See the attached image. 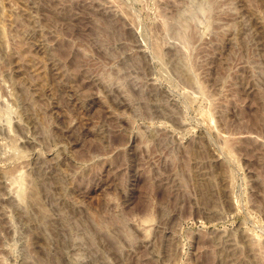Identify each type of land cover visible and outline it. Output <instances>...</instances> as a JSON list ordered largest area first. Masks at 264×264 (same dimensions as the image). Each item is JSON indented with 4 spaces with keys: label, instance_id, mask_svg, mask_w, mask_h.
Wrapping results in <instances>:
<instances>
[{
    "label": "rangeland",
    "instance_id": "rangeland-1",
    "mask_svg": "<svg viewBox=\"0 0 264 264\" xmlns=\"http://www.w3.org/2000/svg\"><path fill=\"white\" fill-rule=\"evenodd\" d=\"M0 264H264V0H0Z\"/></svg>",
    "mask_w": 264,
    "mask_h": 264
}]
</instances>
